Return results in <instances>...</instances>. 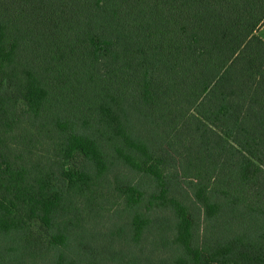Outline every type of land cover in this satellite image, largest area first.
I'll list each match as a JSON object with an SVG mask.
<instances>
[{"label": "trees", "instance_id": "16d2710c", "mask_svg": "<svg viewBox=\"0 0 264 264\" xmlns=\"http://www.w3.org/2000/svg\"><path fill=\"white\" fill-rule=\"evenodd\" d=\"M264 0H0V264H264Z\"/></svg>", "mask_w": 264, "mask_h": 264}, {"label": "rangeland", "instance_id": "374dc122", "mask_svg": "<svg viewBox=\"0 0 264 264\" xmlns=\"http://www.w3.org/2000/svg\"><path fill=\"white\" fill-rule=\"evenodd\" d=\"M258 33L260 36H262L264 38V24L260 27Z\"/></svg>", "mask_w": 264, "mask_h": 264}]
</instances>
